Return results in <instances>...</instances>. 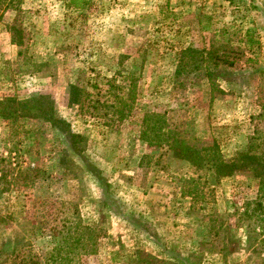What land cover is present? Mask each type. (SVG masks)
Returning <instances> with one entry per match:
<instances>
[{
	"label": "rangeland",
	"instance_id": "rangeland-1",
	"mask_svg": "<svg viewBox=\"0 0 264 264\" xmlns=\"http://www.w3.org/2000/svg\"><path fill=\"white\" fill-rule=\"evenodd\" d=\"M69 1L0 0V264H264L262 167L141 140L264 153V0Z\"/></svg>",
	"mask_w": 264,
	"mask_h": 264
},
{
	"label": "trees",
	"instance_id": "trees-1",
	"mask_svg": "<svg viewBox=\"0 0 264 264\" xmlns=\"http://www.w3.org/2000/svg\"><path fill=\"white\" fill-rule=\"evenodd\" d=\"M81 1L82 0H70L69 3L78 9ZM39 113L40 116L41 114H44L40 111V109ZM47 114L49 115L48 118L46 115V118L43 117L44 115L41 117H43L46 121L51 122L54 118L53 107L47 111ZM149 116H151V118ZM149 116H146V118L143 119L145 126L143 128L141 140L150 146H154V144L166 146L167 150H169L175 157L181 159L195 170H207L210 172L212 177L219 179L232 176L238 171L262 167L256 174V178L258 179L259 200L255 204V207L257 208V212H260L264 204V153L260 152L262 144L249 143L246 150L239 152L235 158L224 160L217 152L215 144L203 148L189 145L184 140L180 138L179 140L174 134L164 132L162 127L164 119L162 120V116ZM71 135L72 134H70V136ZM72 241V248L76 245L82 244L83 242L81 236H77ZM62 243L65 244V240L63 238Z\"/></svg>",
	"mask_w": 264,
	"mask_h": 264
}]
</instances>
